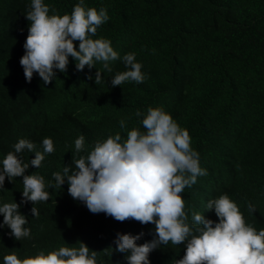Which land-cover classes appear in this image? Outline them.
I'll return each instance as SVG.
<instances>
[{
	"label": "trees",
	"instance_id": "trees-1",
	"mask_svg": "<svg viewBox=\"0 0 264 264\" xmlns=\"http://www.w3.org/2000/svg\"><path fill=\"white\" fill-rule=\"evenodd\" d=\"M43 2L49 15L63 16L81 0ZM30 4L0 0V164L20 139L43 152V139L51 138L54 152L45 154L39 168L30 165L25 172L44 178L50 199L34 205L39 216L33 217V204H21L23 177L5 178L0 206L20 204L31 235L17 241L6 225L0 228V264L13 252L23 259L40 251L47 255L60 247L78 248L79 242L97 252V264H127V253L115 251L117 233H143L138 245L153 239L155 225L93 214L68 194L67 181L61 188L48 186L55 184L54 172L74 167L72 158L87 156L95 142L117 133L123 142L129 131H145L142 119L150 107L162 108L189 132L190 146L207 172L181 193L187 223L194 224L195 213L218 222L206 205L226 194L247 225L264 229V0H83L86 9L103 7L109 16L92 38L109 40L121 57L134 53L142 64L143 83L126 81L116 87L111 79L126 70L121 60L112 62L108 73L102 62L77 71L69 57L67 72L55 70L52 83L45 85L36 73L27 82L20 58ZM97 69L103 77L99 85L94 82ZM81 135L84 150L77 153L75 140ZM17 155L29 164L35 157L27 150ZM184 254V244L169 242L152 251L149 261L174 264Z\"/></svg>",
	"mask_w": 264,
	"mask_h": 264
},
{
	"label": "clouds",
	"instance_id": "clouds-1",
	"mask_svg": "<svg viewBox=\"0 0 264 264\" xmlns=\"http://www.w3.org/2000/svg\"><path fill=\"white\" fill-rule=\"evenodd\" d=\"M49 6L43 0H31L26 19L30 22L28 35L23 45L25 52L20 58L24 76L31 82L36 73L45 85L52 83L56 71L65 73L69 57L76 62V70L96 67L102 62L103 70L111 73V63L121 60L125 71L118 72L111 79V86L126 81L143 83L142 64L136 61L134 53L121 57L109 40L93 39L97 29L108 21L105 8L86 9L83 0L71 14L49 15ZM55 12V9H52ZM74 42H78V49ZM101 70L95 73V84L102 83ZM88 79H92L89 75ZM135 115L142 113L137 110ZM145 131L133 129L127 139L121 142V135L109 136L95 142L87 156L72 158L73 166H64L63 173L54 172L55 184L49 187L61 188L67 181L68 194L83 202L93 214L104 213L118 222L134 220L142 225L153 224V239L143 244L136 241L144 235L117 233L115 251L127 253V264H150L149 255L161 245H185V254L174 264H264V229L257 231L245 223L237 204L228 195L207 202V211H214L218 222L195 213L191 226L185 212L181 193L191 187L198 176L207 175L199 166V154L194 151L191 137L162 108H149L142 119ZM125 127L124 120L120 121ZM85 137L75 140L77 153L84 150ZM0 167V189L5 178L12 182L23 177L21 204L31 202V214L39 216L34 206L47 202L50 193L45 191L44 178L39 175H25L29 166L39 168L45 154L54 152L51 138L42 141L43 152L36 151V145L20 139L14 144ZM25 150L34 152L30 164L17 155ZM20 204L4 203L0 206L3 224L11 230L15 240L30 237L31 229L25 227L26 217L19 212ZM249 211L254 208L249 205ZM97 252L79 242V247H60L45 255L40 251L34 257L19 258L14 252L3 257L4 264H97Z\"/></svg>",
	"mask_w": 264,
	"mask_h": 264
}]
</instances>
